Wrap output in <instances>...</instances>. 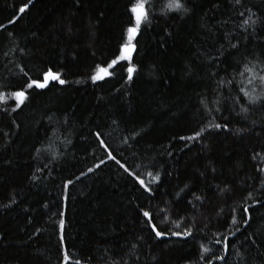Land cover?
Instances as JSON below:
<instances>
[{"label":"trees","instance_id":"obj_1","mask_svg":"<svg viewBox=\"0 0 264 264\" xmlns=\"http://www.w3.org/2000/svg\"><path fill=\"white\" fill-rule=\"evenodd\" d=\"M168 2L149 0L151 22L138 36L133 80L117 67L113 78L93 84L90 70L123 43L129 0H33L25 14L19 8L27 0H0V25L7 26L0 29V91L20 82L17 65L33 77L52 68L68 81L53 82L22 111L11 112L12 100L0 104V264H62L65 250L70 264H202L201 245L212 249L208 259L224 254L212 241L214 233L229 234L233 209L240 231L230 236L225 261L213 264H264L257 171L264 166V104L247 105L239 92L247 87L239 75L244 63L264 61V0L239 7L180 0L187 13L168 12ZM245 8L256 13L254 28L243 25ZM228 80L234 83L218 86ZM241 106L249 107L247 115ZM209 113L225 117L215 122L229 130L206 132L199 142L179 139L207 123ZM97 131L130 171L159 172L151 196L107 160ZM101 159L106 163L88 173ZM253 204L243 225L242 209ZM144 210L166 233L161 239L145 226ZM184 224L194 225L192 236L171 235Z\"/></svg>","mask_w":264,"mask_h":264},{"label":"snow or ice","instance_id":"obj_2","mask_svg":"<svg viewBox=\"0 0 264 264\" xmlns=\"http://www.w3.org/2000/svg\"><path fill=\"white\" fill-rule=\"evenodd\" d=\"M33 0H27V3H24L19 8L20 14H25L27 11H29V6L32 4ZM234 7L242 6L244 3V0H231ZM166 9L168 12H180V13H187L188 8L185 6V4L181 3L180 0H169V2L166 4ZM126 12L128 13V24L124 30V37H123V43L120 45L118 52L114 55V57L103 64L97 63L94 68H92L90 80L93 84H96L98 82L110 80L115 75V70L117 67H122L124 72L126 73V82L132 81L134 74L138 72V68L133 63V54L137 51V45H138V36L141 33L142 26L145 24H149L150 21V12H149V0H129V4L126 6ZM239 15L241 17L247 16L243 20V25L245 28H254L255 25L258 23V18L253 19V17L256 16L255 12H252L251 9L245 8L244 11L239 12ZM16 20H10L9 24H15ZM224 24H227V21L223 22ZM6 25H0V29L6 28ZM8 38L13 37V33L9 31L7 33ZM231 48L238 49V44H231ZM15 51V49H12ZM5 56L8 55V52L4 53ZM21 55H23V50H21ZM17 68H19V77L20 82L12 85L11 90L6 91H0V104H7L9 100H12L15 102L14 107L11 108V112L15 113L18 111H22L24 107L28 106V103L30 102V99L34 95H40L45 92V90H48L51 85H53V82L56 84H59L60 86H64L68 83V81L64 78H62V73L54 71L52 68H48L47 70H42L37 76L33 77L31 76L27 71L24 70L23 67H20L17 65ZM12 75H17L16 73H13ZM241 77H245L247 80V87H240L239 92L243 96V99L247 101V105H256L258 103L264 104V61H260L259 63H254L252 60H247L246 63L243 65V70L239 73ZM234 83V80H228L226 83L224 81H221L219 83V87L228 86ZM233 104H240L241 101L238 98H233L232 100ZM219 103V102H217ZM201 104H204V101L201 100ZM5 111L7 109H4ZM249 107L247 106H241L240 107V113L247 115L249 112ZM216 113L220 112V108H215L214 110ZM211 116V119H208V117H204V119L207 120V123H203V120L201 122V125L198 129H193L191 135L187 136H180L179 139L183 140L185 142L192 141V142H199L204 137V134L206 132L210 131H228L229 127L228 124L225 123H219L215 122L216 120H222L226 119L222 115L215 116L212 113L208 114ZM49 120H51V117H49ZM15 123V121H13ZM7 135V133H4ZM96 140L99 141V146L104 149V152L107 154V160L115 161L116 164L119 165L121 169L125 173H127L128 176L132 177V179L139 185L140 189H142L144 192L148 193L150 196L153 194L154 189L152 188L153 184H156L160 180V174L159 172H153V171H145L144 173H134L129 170L128 167L125 166V164L121 163L120 160L116 159V156L113 155L112 151L109 150V146L105 143V141L101 138V133L99 131L93 133ZM139 135V133H137ZM135 139V136L132 137ZM128 141L125 140L124 143H127ZM43 151L42 149H37V152ZM259 155V154H257ZM55 159V157H53ZM253 159H256V156H253ZM106 161L101 159L99 163L95 164L94 167L88 168L87 172L91 173L95 169H99L101 165L105 164ZM39 171V169H38ZM214 171V169H213ZM259 173H261L260 176V189H264V166L259 167L257 169ZM81 175H87V173H82ZM147 177L148 179H145L144 177ZM33 179H36L35 176H33ZM77 179H80L78 176ZM73 181L69 179L63 186L64 188H67L69 185H71ZM221 191H228V188L225 187L221 189ZM248 199L251 198V193H249ZM194 200L200 201L201 197L199 195L194 196ZM12 203H15V199L12 200ZM189 203H192V201H189ZM257 204H261L260 201H256ZM5 207H9L10 205H4ZM261 206H264V204H261ZM255 207V204L244 206L242 209L243 215L240 217V220H242L243 225H248L251 220V213L250 208ZM160 212H167V205L165 207L159 209ZM64 213L61 212L60 216H63ZM141 215L144 218V221H146L145 226L150 228L151 233L154 235L156 239H161L166 235V233L162 230H159L158 226L153 223V215L150 211L144 210L141 212ZM246 217V218H245ZM163 222L167 223L169 222V217L166 214L163 217ZM183 222H177L174 224V227L177 229H180L182 227ZM239 221L235 215V209H233V215L230 224L228 225V235L221 234L219 232L214 233L215 239L212 241L214 244L221 245L222 251L224 254H227L229 251V242H230V236H234L236 232L240 231V226H238ZM207 226V225H206ZM59 227L61 229V233L63 232L64 227V220L61 219L59 221ZM184 230L182 232L180 231H172L171 235L175 237H181V238H187L193 235L194 232V225L192 224H184L183 225ZM232 228H235V231H232ZM251 239V237H249ZM60 242L61 247H64V237L61 234L60 236ZM253 244L256 243V241H252ZM133 248L136 247L135 244L132 245ZM212 251L209 247H206L204 245L200 246V260L202 264H213V259L217 261H225V255H214L213 259H208V254ZM236 255L240 257L241 260H243V257L240 256V253L237 252ZM62 264H70V257L65 250L63 253V262ZM72 264H81L80 260H75L72 262ZM113 264H120L119 261H113ZM124 264H127L125 261Z\"/></svg>","mask_w":264,"mask_h":264}]
</instances>
